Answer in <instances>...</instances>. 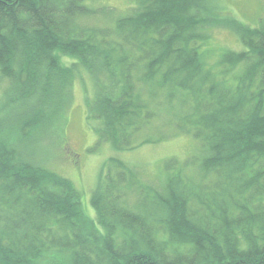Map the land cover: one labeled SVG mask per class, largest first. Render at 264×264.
Instances as JSON below:
<instances>
[{"label":"trees","instance_id":"trees-1","mask_svg":"<svg viewBox=\"0 0 264 264\" xmlns=\"http://www.w3.org/2000/svg\"><path fill=\"white\" fill-rule=\"evenodd\" d=\"M90 1L0 0V264H264V20L219 18L215 0H136L120 15ZM203 24L243 45L218 73L195 44ZM82 73L95 146L199 142L162 162L159 184L110 157L94 219L37 160Z\"/></svg>","mask_w":264,"mask_h":264},{"label":"rangeland","instance_id":"rangeland-1","mask_svg":"<svg viewBox=\"0 0 264 264\" xmlns=\"http://www.w3.org/2000/svg\"><path fill=\"white\" fill-rule=\"evenodd\" d=\"M88 2V1H87ZM91 6L108 7L118 15L132 9L136 0H91ZM214 4V5H213ZM214 14L222 18L233 17L250 27H256L264 20V0H215ZM206 39L197 41L202 60L212 72L218 73L223 67L221 56L225 52L241 51L242 42L230 29L221 25L203 24L198 29ZM68 65L70 58H63ZM227 76L235 73L227 71ZM6 81L0 80V97ZM93 81L87 73L75 78L72 84L71 100L61 116L55 131L45 138L39 147L37 160L45 167L69 179L80 193L84 214L94 219L95 210L91 205L92 192L100 184L106 172L110 157H116L134 166L140 178L147 183L159 184L162 180L161 165L167 158L180 160L199 153V142L191 135L173 134L154 143H141L133 149L117 151L109 143L96 145V135L87 122L85 101L93 96ZM1 102V99H0ZM41 139L37 136L36 143Z\"/></svg>","mask_w":264,"mask_h":264}]
</instances>
